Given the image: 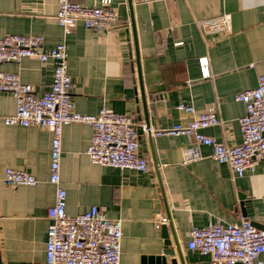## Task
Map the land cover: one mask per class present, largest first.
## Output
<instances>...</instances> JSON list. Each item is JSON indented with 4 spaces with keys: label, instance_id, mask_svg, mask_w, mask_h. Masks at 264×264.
<instances>
[{
    "label": "crops",
    "instance_id": "1",
    "mask_svg": "<svg viewBox=\"0 0 264 264\" xmlns=\"http://www.w3.org/2000/svg\"><path fill=\"white\" fill-rule=\"evenodd\" d=\"M70 1L89 7L100 2ZM109 1L118 16L116 28L94 33L77 23L64 38L55 21L58 0H0V40L8 35H40L44 48L64 40L73 83L71 101L80 115H96L107 108L141 126V82L154 133L150 142L146 132L139 136V155L149 169L141 173L91 164L85 150L92 128L66 125L59 176L66 192V215L73 218L97 207L107 218L121 220L120 264H155L154 259L162 256L167 264H208L209 257L187 249L194 227L246 220L264 231V160L253 173L236 177L226 165L212 160L211 148L201 147L203 158L183 165L187 140L156 132L192 119L177 110L182 104L192 106L197 114L217 115L219 125L206 129V135L229 147L241 143L238 119L245 106L234 96L256 88L257 78L264 75V0L150 4L132 0L140 79L127 0ZM222 14L231 16L229 35L203 34L195 24ZM202 58L207 59L210 74L205 79ZM52 72L51 63L42 65L35 58L0 64V73L17 74L37 95L49 89ZM14 112L13 97L0 93V260L1 264H45L47 211L55 195L49 183L52 135L46 128L6 126L4 118ZM7 167L33 175L37 185L6 186ZM159 215L170 225L168 239L162 226L156 225ZM261 259L264 264V254Z\"/></svg>",
    "mask_w": 264,
    "mask_h": 264
},
{
    "label": "built area",
    "instance_id": "2",
    "mask_svg": "<svg viewBox=\"0 0 264 264\" xmlns=\"http://www.w3.org/2000/svg\"><path fill=\"white\" fill-rule=\"evenodd\" d=\"M141 1L150 4L167 0ZM55 21L65 38L77 23L88 31L102 33L116 28L119 20L109 0H100L95 7L58 0ZM195 24L203 34L225 36L231 33L229 14L199 20ZM43 42L40 35L5 36L0 40V64H19L27 58H35L42 65L51 63L53 72L49 89L37 95L17 74L0 73V93L11 95L15 101L14 114L4 118L6 126L46 128L52 135L49 183L55 187V195L54 203L47 211L45 264H120L121 220L107 218L97 207L73 218L66 215V192L60 187L59 177L63 128L71 123L92 128L85 155L93 165L145 173L149 164L139 155V136L130 116L116 114L107 108L92 116L75 112L66 43L63 40L54 47L44 48ZM199 63L202 78H208L207 59L202 58ZM234 99L245 106L244 115L238 119L242 138L239 145L226 146L204 133L219 125L215 113L197 114L192 106L182 104L177 110L191 115L192 119L156 133L187 140L182 151L183 165L201 160L200 148L209 147L212 160L226 165L232 175L242 177L245 173H253L264 160V75L257 78L256 88L237 93ZM3 182L8 187H34L38 183L33 175L9 167L4 169ZM165 224L166 217L159 215L156 225ZM187 249L209 257L208 264H263L264 231L254 228L246 220L239 224L218 221L207 227H194L189 233Z\"/></svg>",
    "mask_w": 264,
    "mask_h": 264
},
{
    "label": "water",
    "instance_id": "3",
    "mask_svg": "<svg viewBox=\"0 0 264 264\" xmlns=\"http://www.w3.org/2000/svg\"><path fill=\"white\" fill-rule=\"evenodd\" d=\"M136 1H141V0H136ZM127 3H128L129 11L131 13L130 28H131V31H132V39H133V45H134V49H135L137 71H138V75H139V79H140L139 56H138V51H137L135 25H134V22H133V19H132V8H131L132 0H127ZM139 86H140L141 104H142V109H143V119H142L143 124L141 126H139V127H136V132H137L138 136H142L143 133L146 132L147 138H148V140L150 142L151 141V137H152V133H154V132H152V129H151V124H150L149 117H148L147 102H146V99H145V96H144V93H143V87H142L141 82H140ZM158 98H160V96H158ZM158 98L154 97L153 102H155L156 99H158ZM152 108H154V105H153ZM241 199L245 200L243 196H241ZM246 203H247V201H246ZM167 223H168V220H167ZM168 227H170V225ZM168 227L166 226V224L162 226V232H163V235H164V237L166 239H168V235H167L168 229L171 230V228H168ZM165 245L169 246L170 242L167 240ZM176 247H177V245H176ZM154 263L155 264H167L166 258L164 256L155 258L154 259ZM0 264H1V260H0ZM148 264H153V262L150 261Z\"/></svg>",
    "mask_w": 264,
    "mask_h": 264
}]
</instances>
